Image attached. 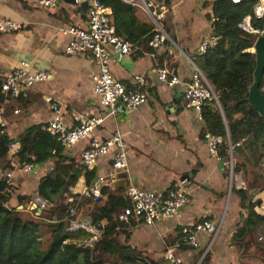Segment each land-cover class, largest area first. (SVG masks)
Returning a JSON list of instances; mask_svg holds the SVG:
<instances>
[{"label":"crops","instance_id":"1","mask_svg":"<svg viewBox=\"0 0 264 264\" xmlns=\"http://www.w3.org/2000/svg\"><path fill=\"white\" fill-rule=\"evenodd\" d=\"M208 1L168 2L171 8L163 23L170 37L157 51V57L160 64L181 77L182 83L163 84L155 71V60L145 53L149 50L138 45L126 55L111 50L113 74L127 87L144 90L148 95L147 102L123 116L114 113V107H103L100 95L95 92L94 76L100 70L96 58L90 53L65 51L71 36L61 33L60 28L87 26L88 7L70 0H60L56 7H46L40 0H0L4 16L23 21L15 31L0 33V85L22 60L31 61L35 68L50 70L54 75L49 82L23 88L18 98H7L0 87L5 131L13 142L21 140L28 128L53 119L59 111L69 126L74 125L76 113L105 115L94 134L105 139L119 129L130 148L128 169L123 170L127 177L123 181L119 178L122 170H115L108 156L100 157L92 169L82 165L80 156L89 138L34 164L32 171L20 163L18 155L10 152L8 160H0V170L7 161L11 162V167L5 170L13 174L9 181L10 205L23 218L36 219L40 214L34 211L32 196L53 171L58 176L54 202H73L78 217L89 223H93L100 202L86 197L84 191L97 180H105V185L114 190L133 182L141 188L165 193L186 181L190 200L184 207L154 224L140 217L131 218L120 227L121 241L136 248L148 262L165 263V242L178 239L183 225L211 220L219 225L218 233L212 237L200 232L199 248H183L180 253L187 263H198L206 252L200 264H264V247L257 240L263 225L247 233L245 242L236 237L252 203L264 224V146L252 138L241 140V145L233 151L234 165H240L241 171L232 175L228 162L210 153L201 111L186 105L185 82L193 74L191 59L213 31V8L207 5ZM137 14L141 20L150 21L138 7ZM137 77H143L145 83ZM249 184L254 187L245 206L238 190ZM101 223L105 226L107 220Z\"/></svg>","mask_w":264,"mask_h":264},{"label":"trees","instance_id":"2","mask_svg":"<svg viewBox=\"0 0 264 264\" xmlns=\"http://www.w3.org/2000/svg\"><path fill=\"white\" fill-rule=\"evenodd\" d=\"M103 1L112 9L117 34L145 51L150 50L149 42L154 36L155 27L139 18L137 7L124 0ZM256 2L215 0L212 8L219 19L214 22L213 31L217 41L196 60L213 85L223 109L222 113L215 100H212L205 101L201 110L205 134H215L220 138L219 154L223 161L230 158V141L235 145L238 141L252 138L256 144L264 146V116L246 99L256 67V54L249 51L254 45L255 35L239 27L243 18L253 13ZM253 24L264 28V19L254 17ZM2 129L0 127V160L6 161L14 140ZM63 148L60 140L43 130L39 124L25 131L21 136L19 152L14 154L19 156L22 165L37 164L60 153ZM9 167L11 162L7 161L0 172ZM239 171L240 165L235 164L234 172ZM46 179L40 184L39 192L48 197L51 204L36 219L23 218L21 212L10 205L9 181L7 178L0 180V264L168 263L166 260L165 263L148 262L136 248L121 241L120 227L124 222L120 220L119 214L132 205L126 187L114 190L104 185L93 224L101 223L103 219L107 223L103 226L99 240L87 246L85 240L90 236L89 232L81 230L73 233L66 229L74 203L67 200L54 202V185L58 181L56 172H50ZM253 187L249 184L245 189L238 190L245 206L251 198L249 191ZM34 211L37 213L36 209ZM260 225H264L263 221L252 203L243 227L236 234L237 239L245 242L247 233L258 229ZM45 232L48 233L47 242Z\"/></svg>","mask_w":264,"mask_h":264},{"label":"built area","instance_id":"3","mask_svg":"<svg viewBox=\"0 0 264 264\" xmlns=\"http://www.w3.org/2000/svg\"><path fill=\"white\" fill-rule=\"evenodd\" d=\"M60 0H40V3L46 7H56ZM140 8L154 25V36L149 42L150 50L145 52L155 60V71L159 80L168 86H175L182 83L181 77L174 71L164 67L158 61L157 51L169 40V33L164 26V19L167 12L170 11V5L164 0H124ZM211 6L215 0H209ZM234 3H240L244 0H231ZM79 3V0H77ZM89 20L87 26L70 25L61 27L60 32L70 35V41L65 51L70 54L90 53L99 63L100 70L94 76L95 92L101 97V104L105 108H115V103L120 99L122 105L129 110L136 109L148 100V95L144 90L129 88L118 79L111 68V50L120 55L130 54L135 44L117 34L115 20L112 10L103 0H88ZM264 19V0H257L254 5L253 13L246 15L239 23L242 31L250 32L255 35V42L258 37L264 35V28L256 27L253 24V18ZM218 17L212 11L211 20L218 21ZM23 25V21L4 16L0 11V33L15 31ZM217 41V35L212 31L200 44L195 56L191 59L193 64V74L189 81L185 82V97L188 108L201 111L205 101H212L218 104L219 97L214 90L213 85L205 76L202 69L197 65L195 59L206 53L214 46ZM254 42V44H255ZM254 52V45L249 49ZM54 75L50 70L38 69L33 66V62L22 60L20 64L9 72L1 82V89L7 98H18L23 88L33 87L40 83L49 82ZM141 83H145L143 77H137ZM264 88V79L262 82ZM112 111V110H111ZM118 112L115 108V112ZM18 112V110H17ZM74 125L69 126L64 116L58 111L53 119L42 125L43 130L49 132L53 137L60 140L63 147H68L77 142L89 138L88 146L81 153L82 165L87 169H92L95 162L103 156H108L113 162L115 170H127L130 148L127 145L121 130L116 129L112 136L102 139L94 134L95 129L104 122L105 115L92 116L87 113L74 114ZM0 127L5 131L6 121L0 109ZM229 138V137H228ZM230 139V138H229ZM208 146L213 156L221 159L219 154L220 138L215 134H207ZM230 141V140H229ZM241 145L238 141L235 145L230 141V158L227 161L231 174H234L233 149ZM20 146L18 142L11 144V152L18 153ZM264 165V162H263ZM30 171L34 169L33 163L26 164ZM11 171L0 172V180L12 178ZM105 180L100 179L86 188L84 195L94 201H99L103 195L102 190ZM244 187V185H243ZM126 193L130 198L132 205L124 208L119 214L120 220L129 223L131 218H143L146 223L154 224L157 220L177 213L184 207L190 198L189 186L186 181L176 184L167 193L158 190H149L139 187L133 182H129L126 187ZM32 202L42 210L47 208L51 201L48 197L36 191L32 196ZM69 232H79L85 230L90 236L85 240L87 246H92L103 233L101 223H89L81 220L75 207L70 209V216L66 228ZM219 231V225L211 220H203L193 225H183L181 234L174 242H165L164 258L169 264H189L181 255V250L185 247L199 248L200 242L198 235L200 232H207L214 237ZM257 240L264 247V225L257 234ZM206 253V252H205ZM203 254L200 264L206 254Z\"/></svg>","mask_w":264,"mask_h":264},{"label":"water","instance_id":"4","mask_svg":"<svg viewBox=\"0 0 264 264\" xmlns=\"http://www.w3.org/2000/svg\"><path fill=\"white\" fill-rule=\"evenodd\" d=\"M70 1L73 3H77V0H70ZM79 3L82 5V7H88V0H79ZM254 49H255L254 53L256 54V67L254 70V80L249 87V92L246 99L251 106H253L262 116H264V88L262 85L264 79V35L258 37V39L254 44ZM217 105L219 106V108L223 113V109L220 101L218 102ZM114 106L115 108H117L118 112L123 116H126V114L129 113V109L122 105L120 99L115 103ZM17 142H20V140H18ZM125 177H127V172L121 171L119 173L120 180L123 181ZM34 208H36L39 213L43 211L41 208L37 207L36 205H34Z\"/></svg>","mask_w":264,"mask_h":264},{"label":"rangeland","instance_id":"5","mask_svg":"<svg viewBox=\"0 0 264 264\" xmlns=\"http://www.w3.org/2000/svg\"><path fill=\"white\" fill-rule=\"evenodd\" d=\"M208 4H210L211 5V2L210 1H208L207 2V5ZM150 24H151V21H148ZM45 236H44V238H45V241L47 242V240H48V233L47 232H45V234H44Z\"/></svg>","mask_w":264,"mask_h":264}]
</instances>
